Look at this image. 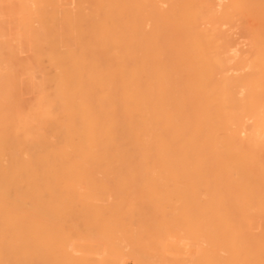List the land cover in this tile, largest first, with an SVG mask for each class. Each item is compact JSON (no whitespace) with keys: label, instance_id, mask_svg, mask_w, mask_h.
I'll use <instances>...</instances> for the list:
<instances>
[{"label":"bare ground","instance_id":"6f19581e","mask_svg":"<svg viewBox=\"0 0 264 264\" xmlns=\"http://www.w3.org/2000/svg\"><path fill=\"white\" fill-rule=\"evenodd\" d=\"M56 1L22 0L29 45L55 43ZM75 6L69 46L29 48L47 63L0 48V264H149V247L150 264H196L164 256L175 234L204 244L205 264H264L249 216L264 215V0Z\"/></svg>","mask_w":264,"mask_h":264},{"label":"rangeland","instance_id":"374dc122","mask_svg":"<svg viewBox=\"0 0 264 264\" xmlns=\"http://www.w3.org/2000/svg\"><path fill=\"white\" fill-rule=\"evenodd\" d=\"M24 1H26V0H24ZM29 1V0H28ZM30 1H32V0H30ZM33 1H36V0H33ZM57 1H59V2H57ZM56 2H54L53 3V6H48V8H50L49 10H48V8L46 7V9H44L43 11H44V13L46 14H43L44 16H46L47 17V19L49 18H51V20H49V24L50 25H48V21H47V19L45 20L46 21V24H47V27L46 28H49V29H46V31H47V33L48 34H51L52 32H53V36L51 35H48L49 37H48V40H52V41H54L55 43L54 44H52V45H45V43H44V46H43V44L41 43V44H39L38 46H34V45H32V42L30 43V45H29V39H30V37L27 35V33H28V31L30 30H28V28H29V26H27V25H24L26 28L25 29H23V28H21L20 27V25L22 26V27H24L23 26V24H25V23H23V22H21L20 20L22 19V21H24V20H26V17L28 16V12H27V8L30 10V7H27L26 8V13H25V9L24 8H22V7H24V5L25 4H23V2H22V0L20 1V0H0V19H1V15L3 16V18L4 19H2L1 21H0V34L1 35H3V36H0V48H1V50L4 52V49L7 51V50H9V52H10V57L12 56V58H13V60L11 61L10 59H9V61H8V63L10 64V63H12L11 65H22L23 63L25 64L26 62L27 63H36L37 61L39 62V63H47V60L44 58V59H39V60H33L32 61V54H34V52L32 53V51H31V49H35V48H40V49H42L43 47H45V49H42V50H46L47 51V49H49V48H64V46H66L67 44H71L72 43V41L71 40H73L72 38H71V36L68 34L69 33V31H70V27H68L66 30L64 29L65 27H67V25H68V19L70 20L71 18H70V16L68 15L69 14V12L70 11H72L73 12V14L75 13V12H77V6H75V4H77V2L79 3V0H73V3H72V0H57ZM21 2V5H23V6H21V5H18L19 3ZM24 3H26V2H24ZM28 3V2H27ZM30 3V2H29ZM75 3V4H74ZM32 4V3H31ZM7 5H8V9H7ZM15 6V7H14ZM16 6H18V7H16ZM21 6V7H20ZM26 6H30V4L28 5V4H26ZM25 6V7H26ZM70 6H72V7H70ZM74 6V7H73ZM80 6V5H79ZM78 6V7H79ZM32 7V6H31ZM19 9V11L17 10V9ZM23 10H22V9ZM32 8H34V7H32ZM80 8V7H79ZM79 8H78V10H79ZM9 9H11V11L9 10ZM22 10V11H21ZM31 10H33V9H31ZM46 10V11H45ZM63 10H65V11H63ZM74 10H76V11H74ZM55 13H54V12ZM56 11H58V12H56ZM10 12V13H9ZM12 12V13H11ZM18 12V13H17ZM50 12H53V13H50ZM72 12L70 13V15H73L72 14ZM79 12V11H78ZM23 13V14H22ZM29 13H31V12H29ZM64 13V14H63ZM53 14V15H52ZM56 14V15H55ZM66 14V15H65ZM77 14V13H76ZM9 15V16H8ZM24 15H27V16H25V18H24ZM42 15V16H43ZM59 15H62V16H60V17H56V16H59ZM8 16V17H7ZM14 16V17H13ZM21 16H23L22 18H21ZM30 16V15H29ZM43 16V17H44ZM65 16H66V18H65ZM69 16V17H68ZM63 17H64V19H63ZM68 17V18H67ZM7 18H8V20L10 21V23H9V21L7 20ZM28 18V17H27ZM53 18V19H52ZM55 18V19H54ZM14 19V20H13ZM3 20H4V22H3ZM16 20V21H15ZM27 21V20H26ZM26 21H24V22H26ZM19 22H21L20 24H19ZM16 23V24H15ZM29 23V22H28ZM30 23H32V22H30ZM11 24V25H10ZM13 24V25H12ZM36 23L35 22H33L32 23V25L34 26ZM64 24H65V26H64ZM17 25H19V26H17ZM29 25H31V24H29ZM76 25H77V23L75 22L74 23V27H76ZM17 26V27H16ZM56 26V27H55ZM13 27V28H12ZM53 29H52V28ZM62 27V28H61ZM60 28H61V30L62 29H64V32L65 33H63L62 35H64V36H62V35H60L62 32H63V30H62V32L60 31ZM238 28V27H237ZM235 28V29H230V31H228L227 33V35H231L232 37H234V40H232V39H230L231 41H232V43L233 42H235V43H233L234 45H232V43H231V45H232V49L233 50H235V51H233V53L235 52V55H237V54H239V50H240V52H242L245 48H246V45L245 46H243L244 44L243 43H246L245 41V39L243 38V37H245V35H244V33H243V30L241 29V28ZM57 29V30H56ZM23 30H25L26 31V34H25V31H23ZM28 30V31H27ZM242 30V31H241ZM2 31V32H1ZM58 31H60V32H58ZM57 32H58V34L59 35H57ZM68 32V33H67ZM234 32V33H233ZM6 33V34H5ZM231 33H233L234 35H232ZM10 34V35H9ZM19 34V35H18ZM25 34V35H24ZM56 34V35H55ZM21 35V36H20ZM19 36L22 38H20L19 39ZM231 36H229L230 38H232ZM14 37V38H13ZM25 37V38H24ZM54 37V38H53ZM17 41H16V40ZM26 39V40H25ZM27 39H28V41H27ZM21 40V41H20ZM62 40V41H61ZM63 40H65V41H63ZM20 41V42H19ZM30 41H32V40H30ZM3 42V43H2ZM13 42V43H12ZM19 42V43H18ZM26 42V43H25ZM59 42V43H58ZM62 42H63V44H62ZM57 43V44H56ZM59 44V45H58ZM43 47H42V46ZM63 45V46H62ZM69 45H67V46H69ZM238 45V46H237ZM1 46H3V47H1ZM233 46L235 47V48H237V49H235V48H233ZM4 47H7V48H4ZM31 47V49H29ZM10 48V49H9ZM21 49L22 51H19V50ZM26 50V51H25ZM28 50V51H27ZM12 51V52H11ZM15 51V52H14ZM17 51H19L20 52V54H19V52H17ZM6 53V52H5ZM5 53H2V56L4 57V55L6 56V54ZM8 53V52H7ZM26 53V54H25ZM32 53V54H31ZM13 54V55H12ZM18 54V55H17ZM31 54V55H30ZM36 54V53H35ZM35 54L33 55V56H35ZM9 55H8V57H9ZM27 58V59H26ZM3 59V58H2ZM1 59V60H2ZM5 59H7V57L5 58ZM20 59V60H19ZM30 59V60H29ZM15 60H16V62H15ZM29 60V61H28ZM44 60H46V61H44ZM3 61V60H2ZM7 61H6V64H7ZM31 61V62H30ZM3 62H5V60L3 61ZM20 62V63H19ZM2 63V62H1ZM26 63V64H27ZM112 195H110V197H111ZM138 196V195H137ZM107 198H109L110 199V197L107 195L106 196ZM115 197V196H114ZM116 197H117V195H116ZM115 197V198H116ZM121 197V196H120ZM152 198H153V196H151ZM157 197H160V196H157ZM111 198H113V197H111ZM139 198H142V199H140V200H143V202L148 198L149 199V197L148 196H143V195H141V196H139ZM196 198L197 199H199V203L198 204H195L197 207H196V209H195V207H194V213L196 214V217H197V215H198V217L200 218L199 219V221H200V223H199V221L197 220V225L196 226H199L201 223H203V222H207V220L206 221H204L207 217H206V215H207V211H206V208H205V206H204V198L205 197H203L202 195H197L196 196ZM200 198H203V199H200ZM145 199V200H144ZM147 199V200H148ZM115 200V199H114ZM146 200V201H147ZM150 200V199H149ZM203 200V201H202ZM111 201H112V199H111ZM145 203H147V202H145ZM138 204V203H137ZM149 204V203H148ZM142 205V204H141ZM145 205H147V204H145ZM194 205V206H195ZM143 207H145L144 205H143ZM142 207V208H143ZM140 208V207H139ZM138 210V209H137ZM136 210V211H137ZM141 210V209H140ZM136 211H134V213H135V215H136V213H139L138 211L136 212ZM160 211L163 213V214H165L166 216H168L169 214H170V208H168L167 207V205L164 207V205H162V206H160ZM250 211V210H249ZM143 212V214H144V212H145V210L144 211H141L140 212V214ZM147 212V211H146ZM145 212V213H146ZM152 212L151 211H149V214H151ZM193 213V214H194ZM248 213V212H247ZM132 214V213H131ZM260 214H262V213H260ZM259 214V215H260ZM132 215H134V214H132ZM138 215V214H137ZM131 216V215H130ZM139 216V215H138ZM141 216V215H140ZM206 218H205V217ZM249 216H251L252 218H254V222H252V224H254V226H255V223L260 227V226H262L261 224H264V222H261L262 220H264V219H262L261 220V217L262 216H264V215H261V217H259L255 212H253V211H251V213H250V215ZM142 217V216H141ZM194 217V216H193ZM133 218V217H132ZM139 218V217H138ZM256 218H258V219H260V221L258 220V219H256ZM136 219V218H135ZM141 219V218H140ZM195 219V218H194ZM204 219V220H203ZM257 221H256V220ZM137 220V219H136ZM139 220V219H138ZM202 220V221H201ZM193 222H195L196 223V221H193ZM259 222H260V225H259ZM194 224V223H193ZM199 224V225H198ZM195 225V224H194ZM202 225V224H201ZM203 225H205L204 223H203ZM196 226H195V228H196ZM207 226V225H206ZM206 226H204L203 228L204 229H201V230H203V231H201V230H199V228H200V226H199V228H197L199 231H200V233H201V236L202 235H205L206 237H207V228H206ZM257 226V227H258ZM261 228H264V226H262ZM195 230L194 229V233L196 234V232L198 231V230ZM254 229H256L257 231H254L256 234H257V232L259 231L258 230V228H254ZM262 230V229H261ZM200 233H199V235H200ZM194 234V235H195ZM158 235H160V234H158ZM198 234H196L195 236H197ZM199 235L196 237V238H198L199 237ZM203 237V236H202ZM205 237V238H206ZM192 237L191 236H189V238L188 237H185L184 235L183 236H181L180 237V235H178V234H175V235H173V236H171V237H169V238H167V240H166V243H165V245L167 246V248H165V254H164V256L165 257H167V259L169 260V259H171V258H177V254H179L178 252H177V254L175 253L176 251L175 250H180L181 252V257H184L185 259H186V261L188 262V263H196V264H205L206 263V260L204 261L203 260V258L204 257H206V256H204V257H202L201 258V256H202V254L203 253H205V250H204V244L202 245L201 243H200V245L199 244H196L195 243V241H193L192 239H191ZM199 238H201V237H199ZM202 239V238H201ZM203 240H201V242H202ZM207 241V240H206ZM206 241H203V243H205V244H207L206 243ZM149 244H150V242H149ZM207 247V246H206ZM154 249H157V247L154 245L153 246V250ZM205 249H207V248H205ZM201 250V251H200ZM204 251V252H203ZM203 252V253H202ZM157 254V252H152V249H151V247H149V249H148V251L146 252V256H147V261L149 262V264L150 263H152L154 260H156V259H153L152 257H154V255H156ZM204 255H206V253L204 254ZM140 256V255H139ZM144 256V255H143ZM178 256H180V255H178ZM140 257H142V255L140 256ZM138 259V258H137ZM142 259V258H141ZM206 259V258H205ZM144 261V260H143ZM124 262H125V264H140L139 262H138V260H134V259H132V257H131V259L130 258H125L124 259ZM142 264V263H141Z\"/></svg>","mask_w":264,"mask_h":264}]
</instances>
